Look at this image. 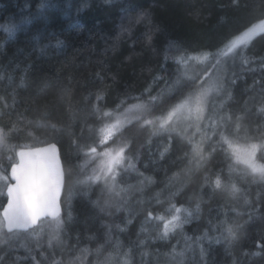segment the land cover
Returning a JSON list of instances; mask_svg holds the SVG:
<instances>
[{"label":"trees","instance_id":"1","mask_svg":"<svg viewBox=\"0 0 264 264\" xmlns=\"http://www.w3.org/2000/svg\"><path fill=\"white\" fill-rule=\"evenodd\" d=\"M46 2L55 4L56 7L49 6L41 10V0H0V97H3L0 99V129L7 135V144L15 146V151L0 147V161L7 166V157L12 155L15 162V152L22 148L57 144L65 172L70 170L72 177L65 182L63 213L66 212L68 190H74L73 183L84 155L71 143L69 131L75 134L80 145H91L98 149L119 147L130 141L127 154L138 155L136 167L145 177L153 180L145 188L143 197L137 194L128 208L121 211L106 208L102 212L93 205L97 200L101 206L106 200L117 203L103 190L102 183L87 189H76L72 220L66 223L63 234L65 248L62 255L65 264L71 258L70 252L79 256L81 249L94 250L98 244L104 243L107 226L112 227L113 240L118 239L124 246L120 249L121 252L127 251L130 245L133 247L132 264H169L165 254L170 251V246H175L177 251L182 250L185 247L184 236L195 238L201 235L208 227V220L215 218L218 211L221 214L227 212L229 223L244 224V227L239 239L232 243V255L225 251L227 242L213 245L206 257V264H264V250L258 247L264 246V240L260 239L264 234V221L244 223L248 217L244 214L246 205L243 198L246 195L256 203L257 193H261L260 201L264 205V182L259 177L253 178L250 171L237 163L234 149L235 146L249 147L254 142V129L242 130L232 136L231 148L221 151L218 147L205 165L193 171H189L193 166L184 153L190 152L187 143L189 136L196 133L194 140L201 139L202 133H197L194 127L188 128L187 133H184L181 124L177 125L176 131L172 132L174 144L171 153L163 161L157 159L154 164L150 162L148 145L145 143L150 129L141 128L135 121L123 127L106 145L99 146V130L109 119L108 116H103L104 112H115L118 110L117 105L124 100L134 103L133 98L141 96L146 88H151V94L156 95L165 87V80H172L177 75L186 73L191 77H204L208 62L198 64L190 61L188 65L182 66L178 63L180 53L175 49L178 56L165 60L169 44L184 49L188 54H202L205 51L216 53L225 36L240 34L261 18L264 0H239L238 7L232 0H81L82 5L74 12L64 6L66 0ZM142 10L149 13L148 24L134 26L130 39L119 37L122 22L124 25L128 24V20L122 21V18L126 15L134 17ZM11 23L20 25L15 29L10 26ZM152 25L158 31L153 32L149 46L145 40ZM56 40L63 41V46L47 47L54 46ZM114 41L117 47L111 49ZM41 48L45 51L42 52ZM242 51L252 61L245 67L256 68V71H244L242 78L237 80L233 89L236 103L230 105L234 110L239 109L243 100L251 94L245 93L247 85H251L254 78L264 77V72L259 67L260 58L264 57V34L254 36ZM233 59L235 70L239 73L241 58L229 55L220 59L214 75L204 79L208 81L216 76L219 80L226 64L230 66ZM97 71L100 72V77H95L94 73ZM22 76L28 86L16 89L17 103L13 108L11 94ZM156 77L163 79L157 80ZM41 79L47 82L46 87L39 86ZM62 88L68 89L63 96ZM98 95L100 99H97ZM5 104L9 107H5ZM93 105L99 108L98 112L93 109ZM153 114L159 115V108ZM14 124L18 130L9 131ZM53 124L59 131L51 127ZM166 136L165 132L153 137L154 154L157 143ZM256 159L264 164V150L257 153ZM145 164L148 165L147 168ZM174 173L179 175L173 180L171 190L182 188V191L173 202L178 207L183 204L194 210L199 201L200 215L189 224H184L182 231L178 229L168 240L148 239L145 245H139L138 241L145 240L146 237L140 233L146 212L151 210L154 214L166 213L169 189L165 186ZM216 173H222L226 179L236 182L244 190L243 195L233 200L219 192L214 193L205 184L204 177H213ZM123 179L126 183L135 185L141 177L130 170L124 174ZM161 189H164V194L160 197L162 203L158 204L150 197ZM137 198L144 202L137 203ZM5 200V197H0V210ZM233 207L236 212L231 211ZM129 215L133 218L132 223L126 224L124 221ZM50 221L46 220L43 225L27 234L22 232L20 238L14 241L17 252L6 264H11L15 255L25 253L21 244L35 245L40 241L46 245L48 234L55 228V224ZM117 224L125 228V231L119 232ZM6 239L7 237L0 235V247L5 246L3 241ZM112 250V246L106 244L104 255ZM56 251V258L60 259V248ZM144 252L148 254L142 255ZM242 252L258 254L246 256ZM187 256L190 264H204L199 259L198 249L190 250ZM95 261L96 256L90 254L82 256L75 264H95Z\"/></svg>","mask_w":264,"mask_h":264},{"label":"snow or ice","instance_id":"2","mask_svg":"<svg viewBox=\"0 0 264 264\" xmlns=\"http://www.w3.org/2000/svg\"><path fill=\"white\" fill-rule=\"evenodd\" d=\"M232 3L237 7L239 6V0H232ZM49 6L56 7L55 4H48L46 0H41L39 5L41 10ZM125 12L127 13V10ZM123 19H127L128 24L124 25L122 22L118 35L121 38L127 37L130 39L134 26L148 24L149 13L142 10L134 17L126 15L122 18V21ZM154 31H158V29L152 25L149 27L148 33H146L145 43L149 46L151 45ZM258 34H264V13L251 26L246 27L242 33L225 36L216 53L205 51L202 54H188L184 49L176 48L175 45L169 44L166 51L171 52L174 49L178 51L180 53L178 63L182 66L188 65L190 61L198 64L208 62L205 67L204 77H210L216 73L220 64V55L239 56L241 58L240 72L238 73L235 70V59H233L230 66L226 64L223 75L213 88H205L206 80L204 77H191L185 73L177 75L172 80H165V87L160 89L156 95L151 94V88H146L141 96L133 98L134 103H128L124 100L117 105V109L127 105L124 109L125 114H132L128 123L135 121L141 128L147 127L150 129V135L145 143L148 145V156L151 163H156L157 159L163 161L171 153L174 144L172 132L176 131V126L182 122L186 124L183 129L184 133H187V129L191 127H195L197 133H202L199 141L194 140L196 133L187 138L190 152H185L184 156L188 158L189 164L193 166L189 171L199 169L205 165L218 147L221 151L231 148L232 136L239 134L242 130L252 131L254 129L255 134L252 137L254 142L246 149L242 162L248 167L253 178L259 177L260 181L264 182V164L256 162L257 153L264 150V77H261V79L254 78L253 83L247 85L245 93L251 94L243 100L239 109L234 110L230 106L236 103L233 89L237 80L242 78L244 71H256V68L245 67L252 61L244 55L242 49L247 48L252 38ZM62 46L63 41L56 40L54 46L49 45L47 47ZM110 47L115 49L117 43L114 41ZM41 51L43 52L45 49L41 48ZM167 59L168 55L166 54L165 60ZM259 67L264 72V57L260 58ZM94 75L95 77H100V72L97 71ZM155 79L160 80L163 77H156ZM27 86L25 78L22 76L19 85L13 88L11 94L13 103L11 107L15 108L17 103L15 99L16 89L26 88ZM39 86L41 88L46 87L47 82L41 79ZM67 91V88H62L61 96L65 95ZM145 96L146 98H143ZM0 99H3V97H0ZM97 99H100L99 95ZM4 106L9 107L8 104ZM157 108H159L160 114L154 115L153 113ZM93 109L97 112L99 111L96 105H93ZM108 115H110L109 112L103 113V116ZM51 127L59 131V129H56V125L53 124ZM121 127L122 121L120 119H117L115 123L105 125L100 130L104 133L100 143H107L121 130ZM17 130L14 124L9 131L14 132ZM165 132L167 136L164 140L157 143L154 154L152 150L153 137ZM68 135L72 137L71 143L76 146L77 151L88 157L89 164L95 165L91 169L90 174L85 175L83 180H77L76 183L88 187H91L92 184L102 183L103 190L108 193L110 199L117 201V203L113 204L106 200L103 206H101L99 200L94 201L93 205L99 207L100 211L103 212L106 208H115L116 211L127 209L133 197H136L137 194H139V197H143L145 188L153 183L151 177H145L144 173L136 167V161L139 160V156L127 154L131 144L130 141L124 142L117 148L109 147L102 152H97V148L94 146L80 145L75 138V134L71 131L68 132ZM215 137H218V139H214ZM0 147L15 151V146L7 144V135L3 129H0ZM15 156L18 157L15 162H13L14 157L12 155L7 157L9 162L7 166L0 161V197H6L7 200L2 218H0V235L7 237L3 241L5 246L0 247V264H6V261L17 252V245L14 241L20 238L22 232L27 234L29 230L34 231L37 227L43 225L48 218H51L50 223L55 224V228L48 234L46 245L40 241H37L35 245L21 244L20 247L25 249V253L23 255H15V258L11 260V264H65L62 255L65 248L63 234L66 230V223L72 220V190H68L66 200L68 209L63 215V205L60 197L61 192L65 188L66 179L70 180L72 178L71 171L65 172L64 166L59 162L55 144H49L47 148H34L27 151L21 149L15 152ZM237 159L240 160L241 157L237 156ZM97 161L99 162L97 163ZM9 167L10 173L8 171ZM147 167L148 165L145 164V168ZM130 170L141 177L135 185L128 184L123 179L124 174ZM84 171L85 166H81V172L83 173ZM178 175L179 173H174L173 177L169 178V183L165 186L169 189V203L165 210L167 215L154 214L151 210L146 212L145 223L155 220L162 224V230L158 231L154 239L168 240L178 229L182 231L184 224L191 222L193 218H198L200 215L201 204L199 201L196 203L194 210L185 207L183 204L178 207L173 202L175 197L182 191V188L175 191L171 190L173 187L172 182ZM204 182L209 185L214 193L219 192L233 200L239 199L244 193V190L236 182H233L230 178L226 179L222 173H216L213 177L205 175ZM85 194H87L86 190ZM163 194L164 189H161L150 199L154 198L158 204L162 203L160 197ZM260 196L261 193H257L256 203L249 200L246 195L243 197L246 205L244 214L248 217L244 223L256 220L264 221V205L260 201ZM143 202V199L137 198V203L142 204ZM209 211L211 213V209ZM231 211L236 212L237 210L233 207ZM237 214L239 215L238 212ZM222 215L223 218H221ZM132 219L131 215H129V218L124 223L131 224ZM243 227L244 224L229 223L227 212L221 214L218 211L215 218L208 220V227L205 228L201 235L195 238L184 236L185 247L177 251L175 246H170V251L165 255L169 259V264H190L187 253L190 250L198 249L200 261L206 264L209 249L213 245H221L226 242L228 247L225 248V251L232 255V243L239 239ZM116 229L119 232L125 231V228H122L119 224L116 225ZM140 231L146 232L147 228L142 224ZM260 239L264 240V234L260 236ZM138 243L139 245H145L146 240L141 239ZM205 243L207 247H205ZM106 244H110L113 250L104 255L103 249ZM58 247L61 250L60 259L56 258V249ZM123 247L118 239L113 240L112 227L107 226V231L104 233V243L98 244L94 250L89 248L81 249V255L79 256L72 255L70 252L71 258L67 260V264H75V261L81 260L82 256L90 254L96 256L95 264H121V256L126 258L123 264H132L133 247L130 245L127 251L121 252L120 249ZM258 247L264 250V246L258 245ZM147 254V252L142 253V255ZM241 254L255 256L258 253L242 252ZM102 256L103 258L101 259Z\"/></svg>","mask_w":264,"mask_h":264},{"label":"rangeland","instance_id":"3","mask_svg":"<svg viewBox=\"0 0 264 264\" xmlns=\"http://www.w3.org/2000/svg\"><path fill=\"white\" fill-rule=\"evenodd\" d=\"M81 5H82V4H81V0H66V3H65L64 6H65L69 11L74 12V11L77 10V9L79 8V6H81ZM9 25H10V24H9ZM19 25H20V24H18V23H11L10 26H11V27H14L15 29H17ZM221 50H222V49H221ZM167 55H168V57L171 58V59H174V58H176V57L178 56V54L175 52V50H173V51H171V52H167ZM223 57H224L223 55H220V56H219V59H222ZM217 81H218V79H217L216 76L210 78L208 81H206V83H205V88H213V87L216 85ZM213 94H214V93H213ZM126 107H127V105L121 107L120 109L116 110L115 112H111L110 115H108V118H109V119L105 121L104 125L100 128V130H101L102 128H104L105 125H109V124L115 123V121H116L117 119H120V120L122 121V127H121V129H122L123 127H125L126 125H128V124H129V123H128V120L131 119L132 114H131V113H127V114H125L124 109H125ZM126 116H127V119H126ZM132 122H133V121H132ZM180 124H181V126H182L183 128L186 127V124H185V123L182 122V123H180ZM194 128H195V127H194ZM100 130H99V135H100L99 146L102 147V146L106 145L109 141H111L114 137H113L112 139L108 140L107 143H105V144H101L100 141L103 139V137H104V133L101 132ZM120 131H121V130H120ZM120 131H119V132H120ZM119 132H118V133H119ZM106 148H109V147H106ZM110 148H117V147H114V146L111 147V146H110ZM247 148H248V147H243V146H240V147H239V146H235V147H234V149H235V156H236V159H237V156H240V157H241L240 160L237 159V163L243 165L244 168L247 169V170L249 171L248 167L242 162V159L244 158V156H245V154H246V149H247ZM104 149H105V147H103V148H101V149H98V148H97V152H102ZM98 162H99V161H97V163H98ZM256 162H257L258 164H261L260 162L257 161V159H256ZM81 166H85V171H84L83 173L81 172ZM93 167H95V165H93V164H89V163H88V157H86V156L83 155V158H82V160H81L80 163H79V172H78V174L75 176V180H74V183H73V187H74L73 189H74V190H72V201H71L72 214H73V201H74V198H75V196H76V194L74 195V193H76V192H75L76 189L79 188L78 190H81V188H86V189L89 188V187L86 186V185H82V184H78V183H76V181H77V180H83L85 175L90 174L91 169H92ZM94 185H96V184H92L91 186H94ZM67 209H68V205H67V207H66V211H67ZM165 215H167V213H165ZM143 223H144V226L147 228V231H146V232H141V231H140V233H142V234H144V235L146 236V237H144L145 240H148V239L155 240V239H154L155 236H154L153 234H156V235H157L158 231H161V230H162V224H160V222L155 221V220L152 221V222H150V223H145V221H143ZM189 223H190V222H189ZM189 223H186V224H189ZM125 259H126V258L123 257V256L120 257L121 264H123V261H124Z\"/></svg>","mask_w":264,"mask_h":264},{"label":"water","instance_id":"4","mask_svg":"<svg viewBox=\"0 0 264 264\" xmlns=\"http://www.w3.org/2000/svg\"><path fill=\"white\" fill-rule=\"evenodd\" d=\"M49 144H55V143H48V144H44V145H41V146H35V147H27V148H22L23 150H25V151H27V150H29V149H34V148H47L48 146H49ZM56 145V149H57V155H58V160H59V162L63 165V163H62V160H61V158H60V150H59V147L57 146V144H55ZM21 150V149H20ZM19 150V151H20ZM18 159V157H16V160ZM9 173H10V167H9ZM63 192H64V190L61 192V197H60V199H61V203H62V198H63ZM6 198V197H5ZM6 203H7V200L5 201V203H4V205L2 206V208H1V211H0V217L2 218V214H3V209H4V207H6ZM62 212H63V207H62ZM48 220H51V218H48ZM6 231V230H5ZM30 231V230H29Z\"/></svg>","mask_w":264,"mask_h":264},{"label":"bare ground","instance_id":"5","mask_svg":"<svg viewBox=\"0 0 264 264\" xmlns=\"http://www.w3.org/2000/svg\"><path fill=\"white\" fill-rule=\"evenodd\" d=\"M217 19V18H216ZM65 189V188H64ZM63 194H64V192H63Z\"/></svg>","mask_w":264,"mask_h":264}]
</instances>
